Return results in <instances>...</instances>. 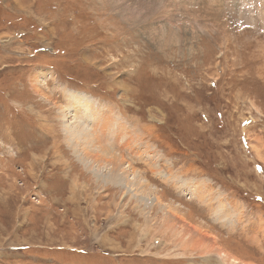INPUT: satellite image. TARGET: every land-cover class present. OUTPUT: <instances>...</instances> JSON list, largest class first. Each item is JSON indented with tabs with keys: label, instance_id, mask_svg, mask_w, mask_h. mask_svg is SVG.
<instances>
[{
	"label": "rangeland",
	"instance_id": "1",
	"mask_svg": "<svg viewBox=\"0 0 264 264\" xmlns=\"http://www.w3.org/2000/svg\"><path fill=\"white\" fill-rule=\"evenodd\" d=\"M68 91L136 135L145 157L114 150L177 217L80 165ZM223 251L264 264V0H0V264H231Z\"/></svg>",
	"mask_w": 264,
	"mask_h": 264
},
{
	"label": "bare ground",
	"instance_id": "2",
	"mask_svg": "<svg viewBox=\"0 0 264 264\" xmlns=\"http://www.w3.org/2000/svg\"><path fill=\"white\" fill-rule=\"evenodd\" d=\"M114 5H116V8H119L121 12L124 10L120 1H116V3L114 1ZM130 15L131 16L128 15V19H132V14ZM37 90L39 92V89ZM63 99L67 104L62 106V109L59 110V120H61L62 128L61 132L67 141L68 147L71 148L72 152L77 156V161L80 165H82L86 171L92 173L101 184L107 182L112 183L116 187L124 190V193L127 195L134 197L137 202L147 204V202L150 201L153 205L160 204L164 208H168V211L169 209L171 210L172 213L170 212V214L172 217H177L175 214H177L179 207L169 204L168 202H164L163 204L159 191H155L156 189H154L153 186H148L147 181L134 170L135 168L130 159L128 160V157L126 158L123 156L124 154H121V149L119 147L125 145V148H127L125 151H128L130 154L134 153L131 159H134V157H145L146 153H141L142 151L139 153L137 152L140 146L135 148L132 143L128 141L130 137L129 132L131 136L136 135L126 127V125L117 121V125L115 124L117 129L114 130V122L108 114L109 110L105 107H103L102 110L92 107L96 102H94L90 96H85L84 98L79 93L68 91V94L65 92ZM112 140H114V142ZM119 140L123 142L120 143L122 146H119L115 149L117 151H115L113 144H118ZM151 160L153 159L151 158ZM145 161L150 166H156L155 162L153 165L150 161ZM221 254L223 255L224 262L229 261L231 264H242L243 262L230 254L229 251H223Z\"/></svg>",
	"mask_w": 264,
	"mask_h": 264
}]
</instances>
